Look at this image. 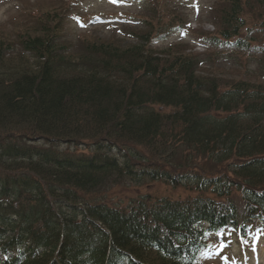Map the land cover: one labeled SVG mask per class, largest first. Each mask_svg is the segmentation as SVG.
Here are the masks:
<instances>
[{
	"label": "trees",
	"instance_id": "trees-1",
	"mask_svg": "<svg viewBox=\"0 0 264 264\" xmlns=\"http://www.w3.org/2000/svg\"><path fill=\"white\" fill-rule=\"evenodd\" d=\"M241 13L220 10L212 46L248 48ZM146 44L89 43L75 67L52 34L16 43L41 62L0 75V264H194L207 232L264 226V89ZM156 181L197 195L97 197Z\"/></svg>",
	"mask_w": 264,
	"mask_h": 264
},
{
	"label": "rangeland",
	"instance_id": "rangeland-1",
	"mask_svg": "<svg viewBox=\"0 0 264 264\" xmlns=\"http://www.w3.org/2000/svg\"><path fill=\"white\" fill-rule=\"evenodd\" d=\"M231 1L0 0V37L6 39L10 48L15 47L1 63L0 75L20 70L25 65L36 68L41 61L33 54L21 51L16 43L28 33L32 36L52 34L60 51L74 62L71 66L81 64L80 60L86 55L85 46L89 43L111 42L113 46L126 48L147 42L146 46L152 49L171 47L167 59L176 54L198 58L197 74L213 79L221 89L238 81L264 89L262 0H238L242 9L240 16L247 29L242 30L239 37L245 42L253 39L247 49H227L230 46L222 40L215 46L209 43L218 34L220 10L228 8ZM45 29L47 32H43ZM20 64L23 65L19 67ZM200 163H205V170L210 169L209 164L213 165L207 161ZM222 167L219 166L216 172L222 171ZM106 187L98 194V199L117 206L146 195L173 200L197 195L182 187L173 188L164 181L140 186L117 183ZM235 201L239 213L243 205L237 199ZM252 226L243 241L238 233L230 231L223 242H208L209 247L200 252L195 264H264V227Z\"/></svg>",
	"mask_w": 264,
	"mask_h": 264
}]
</instances>
